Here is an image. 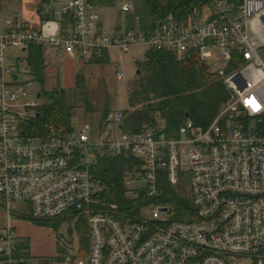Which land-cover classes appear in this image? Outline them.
Masks as SVG:
<instances>
[{
    "label": "built area",
    "instance_id": "1",
    "mask_svg": "<svg viewBox=\"0 0 264 264\" xmlns=\"http://www.w3.org/2000/svg\"><path fill=\"white\" fill-rule=\"evenodd\" d=\"M139 6L45 0L40 27L20 15L0 24V202L7 217L0 264H31L16 218L86 219L87 259L76 252L61 264H264V0H210L186 20L171 14L154 28L142 26ZM108 8L125 21L115 10L110 25ZM33 44L92 61L110 48L197 54L230 96L207 127L189 118L176 133L159 115L125 129L122 110L72 132L36 133L22 127L40 106L31 97L35 80L22 79L8 58L10 49ZM116 76L125 78L120 62ZM106 155L130 159L123 191L96 172ZM183 161L192 172L195 220L165 215L172 211L166 190L179 184Z\"/></svg>",
    "mask_w": 264,
    "mask_h": 264
},
{
    "label": "trees",
    "instance_id": "2",
    "mask_svg": "<svg viewBox=\"0 0 264 264\" xmlns=\"http://www.w3.org/2000/svg\"><path fill=\"white\" fill-rule=\"evenodd\" d=\"M115 1L95 0L97 3ZM209 2L210 0H139L140 6L136 15L143 27L154 28L171 14L177 20H186L196 8L201 9ZM131 18L129 15L128 20ZM45 48L44 45L36 44L29 48L28 61L32 75L41 85L40 92L49 96V100L38 108L37 113L40 115L32 118L29 124L36 133L46 132L50 128H55L61 133L72 132L76 127L73 123L74 107L69 104L66 94L69 90L45 88L48 59ZM106 58L105 52L101 60L97 61ZM139 69L141 73L128 88L130 109L124 111L125 126L133 131L139 130L145 123H152L157 115L165 121L166 130L170 133H176L189 118L196 125L207 127L230 96L220 75L197 54L179 55L170 50L150 49L146 58L140 62ZM80 77L78 74L77 87L83 88ZM87 110L90 111L89 108ZM108 113L109 111L105 112L103 118ZM130 167V159L106 155L100 157L96 172L114 189L123 191L124 174ZM164 202L174 209L176 219H196L193 206L172 187H167ZM76 224L82 250L89 251L88 222L86 219H80ZM62 253L64 254L63 251ZM59 259L62 261L65 256H59Z\"/></svg>",
    "mask_w": 264,
    "mask_h": 264
},
{
    "label": "rangeland",
    "instance_id": "3",
    "mask_svg": "<svg viewBox=\"0 0 264 264\" xmlns=\"http://www.w3.org/2000/svg\"><path fill=\"white\" fill-rule=\"evenodd\" d=\"M27 1L1 0L0 16L3 18L9 13L24 14ZM116 9H106L105 17L110 25L113 23L112 19L114 20V16L112 17L111 14ZM116 11L117 19L120 18L125 21L126 14L120 12V10ZM149 50L146 46L135 48L131 52L110 48L108 50V57L105 60L92 61L86 59L84 60L83 68L78 66V72L81 75L80 84H82L83 88L76 87L73 90L68 89L69 92H66L69 104L74 107L73 123L77 130L86 122H96L95 124L98 125V122L107 111H125L130 109L128 88L129 85L136 81L139 74L138 70H140L139 64L146 58V53ZM8 54L12 58V63H16L19 66L18 72L22 75V79L31 78L28 53L18 48H12ZM118 62L123 64L125 73L123 80H119L116 76V64ZM221 65H223L222 60L219 62V66ZM48 71L49 69H46V73ZM49 75L53 76V82H57V84L50 86L48 90L62 89L60 84H63V72H61L60 68L54 66V70L49 71ZM31 97L38 100L40 105L49 100V96L45 93L39 95V92H32ZM34 117L32 115V118ZM22 127L32 130L29 123L23 124ZM125 129H127L126 126ZM179 181V184L172 186V188L185 197L193 206L192 172L189 164L185 163V161L182 162L180 167ZM17 211H23V208H19ZM165 215L175 219L174 209L172 208V211ZM4 221L5 218L0 217V229L5 228V226H1ZM40 221H26L28 230L24 235L23 243L30 250L31 264H61L66 258V261L69 260V257L76 258V252H80V256L87 259L88 250H82L81 237L75 220ZM63 255L65 259L61 261L59 256Z\"/></svg>",
    "mask_w": 264,
    "mask_h": 264
},
{
    "label": "crops",
    "instance_id": "4",
    "mask_svg": "<svg viewBox=\"0 0 264 264\" xmlns=\"http://www.w3.org/2000/svg\"><path fill=\"white\" fill-rule=\"evenodd\" d=\"M42 1L43 0H28L25 13L24 14H18V13H9L6 14L3 18L0 16V24H3L5 19L9 16L13 15H20L24 16L28 20H30L34 26L40 27L43 21V16L41 15V6H42ZM0 5H1V0H0ZM40 10V11H39ZM45 51L47 55V69L51 72L54 70V66H58L63 72V84H60L62 88L66 89H75L78 86V66L80 68L84 67V58L81 57H71L66 55L63 51L56 49L54 47L50 46H45ZM30 48V47H29ZM29 48L27 50H23L24 52L29 54ZM106 56L108 57V52H106ZM9 62L12 63V58L9 57ZM53 68H52V67ZM30 67V65H29ZM30 77L35 80V88L31 92H39V95L41 94V85L36 81L35 77L32 75V68L30 67ZM49 71L47 72L46 79H45V87L48 89L50 86L57 84V82H53V76L49 75ZM27 73V71L25 70ZM20 77L22 76L19 73ZM22 78V77H21ZM23 208V206H22ZM0 217L5 218V221L3 225L1 226H6L7 225V217L5 214V210L2 206V203L0 202ZM27 220L16 218L14 220V226L21 238H24L26 231L28 230V225H27ZM6 223V224H5ZM4 264V263H1Z\"/></svg>",
    "mask_w": 264,
    "mask_h": 264
},
{
    "label": "water",
    "instance_id": "5",
    "mask_svg": "<svg viewBox=\"0 0 264 264\" xmlns=\"http://www.w3.org/2000/svg\"><path fill=\"white\" fill-rule=\"evenodd\" d=\"M39 11H40V10H39ZM159 25L162 26V25H163V22L161 21ZM138 73H140V70H138ZM15 77L17 78L18 75L16 74ZM36 115L39 116L40 113H37ZM28 121L30 122V119H29ZM165 210H167V208H165Z\"/></svg>",
    "mask_w": 264,
    "mask_h": 264
},
{
    "label": "clouds",
    "instance_id": "6",
    "mask_svg": "<svg viewBox=\"0 0 264 264\" xmlns=\"http://www.w3.org/2000/svg\"><path fill=\"white\" fill-rule=\"evenodd\" d=\"M252 103H253V104H255V102H254V101H253ZM257 107H258V106H257Z\"/></svg>",
    "mask_w": 264,
    "mask_h": 264
}]
</instances>
